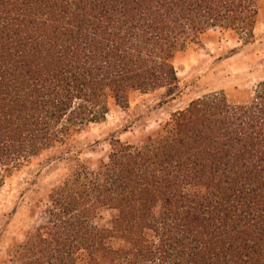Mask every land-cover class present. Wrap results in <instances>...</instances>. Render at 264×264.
Returning a JSON list of instances; mask_svg holds the SVG:
<instances>
[{"label":"trees","instance_id":"trees-1","mask_svg":"<svg viewBox=\"0 0 264 264\" xmlns=\"http://www.w3.org/2000/svg\"><path fill=\"white\" fill-rule=\"evenodd\" d=\"M259 1L0 0V189L44 152L70 154L111 103L178 92L176 54L209 31L249 43ZM108 144L50 188L0 264H264V80Z\"/></svg>","mask_w":264,"mask_h":264},{"label":"rangeland","instance_id":"rangeland-1","mask_svg":"<svg viewBox=\"0 0 264 264\" xmlns=\"http://www.w3.org/2000/svg\"><path fill=\"white\" fill-rule=\"evenodd\" d=\"M174 66L179 80L174 95L164 90L134 93L127 108L111 103L103 122L75 137L70 154L63 148L44 152L5 180L0 189V259L39 221L48 191L71 173L76 160L94 168L106 160L112 136L141 143L193 99L221 89L249 91L264 80V0L259 1L254 39L249 43L232 31L212 30L198 44L177 53ZM113 215L101 210L97 223L108 226Z\"/></svg>","mask_w":264,"mask_h":264}]
</instances>
